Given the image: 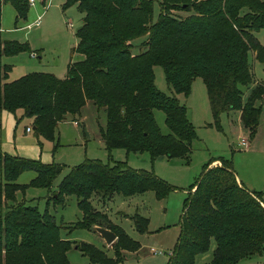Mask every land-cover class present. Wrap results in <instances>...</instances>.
Returning <instances> with one entry per match:
<instances>
[{"label": "trees", "instance_id": "obj_1", "mask_svg": "<svg viewBox=\"0 0 264 264\" xmlns=\"http://www.w3.org/2000/svg\"><path fill=\"white\" fill-rule=\"evenodd\" d=\"M5 3L15 10L16 28L30 7L28 0H0V109L22 110L45 139L53 140L59 122L81 119L91 103L105 112L106 128L100 132L108 150L146 151L152 159L187 161L196 133L177 97L156 88L155 65L163 68L167 84L178 94L187 96L193 80L200 77L215 124L222 113L238 110L249 137L255 136L264 108V84L254 82L249 54L264 66V36L262 41L257 37L264 29V0H159L155 21L153 0H66L64 6L75 4L82 13L71 51L81 58L68 63L64 78L31 72L13 80L12 66L3 63V56L30 49L26 43L2 38ZM141 37L145 39L133 53L134 40ZM155 109L163 111L168 133L157 125ZM215 160L221 165L210 167ZM61 169L0 150V264H71L66 253L73 246L95 264H123L122 251L137 250L140 244L96 209L92 197L104 201L114 194L128 197L153 191L161 199L173 189L154 172L122 162L87 160L70 169L47 203L63 204L66 196L74 195L82 217L70 227L112 231L116 239L110 256L92 243L62 238L53 214L18 200L17 194L28 187L50 189ZM24 171H34L35 176L18 183ZM131 218L137 231L147 230L146 217ZM212 240L211 259L199 264H238L264 255L262 193L245 187L232 165L220 158L207 162L189 187L167 264H196V256L206 252Z\"/></svg>", "mask_w": 264, "mask_h": 264}, {"label": "rangeland", "instance_id": "obj_2", "mask_svg": "<svg viewBox=\"0 0 264 264\" xmlns=\"http://www.w3.org/2000/svg\"><path fill=\"white\" fill-rule=\"evenodd\" d=\"M153 1V20L155 21L159 13V0ZM65 3L66 0H47L42 4L37 0L33 6L29 7L27 18L17 23L18 28L15 27L14 8L9 3L2 5V38L26 43L30 49V52L3 56V63L12 66L9 79H16L31 72L51 73L57 78H64L68 63L81 58L80 55L71 53L77 42L75 33L79 27L81 13L75 4L64 6ZM180 14L187 15L185 12ZM263 36L264 29L257 33L260 41L263 40ZM144 39L145 37H141L134 40L133 53L139 51L140 42ZM32 52H35V57L31 56ZM249 62L254 82L264 84V66L256 61L251 53ZM153 72L156 88L166 95L177 97L185 107L187 120L195 130L196 138L191 143L187 161L166 156L152 159L146 151L132 152L124 148L108 150L100 132V128H106L105 112L103 110L98 112L91 103L84 107L83 119H80L78 126L73 123L71 117L59 122L53 140L45 139L36 133L32 127L31 118L24 116L22 110L15 113L0 111L1 151L24 158L39 159L43 163H55L62 168L53 179L50 189L28 187L24 193L17 194L18 200H24L25 204L36 206L40 212L47 210L53 214L56 223L61 226L62 238L92 243L107 250L110 256L112 255L113 242L107 243L96 230L97 226L91 230L70 227L82 217L74 195L66 196L63 204H55L51 200L47 203L70 169L87 160L104 164L122 162L132 169L152 171L173 187L161 199L156 198L153 191L128 197L114 194L112 198L104 201L99 197H92L91 203L96 209L106 213L112 222L118 224L129 237L140 244L137 250L122 251L123 264L168 263L169 254L174 249L180 233L184 199L188 195L189 187L200 175L203 166L211 159L220 158L230 163L237 177L245 184L252 183L258 177L264 183V108L256 134L250 138L248 132L241 126L238 110L222 113L219 125L215 124L206 87L200 77L193 80L190 93L186 96L175 93L167 84L161 66L155 65ZM154 117L161 132L168 133L163 111L155 109ZM27 126L32 128L31 132H25ZM242 137L248 140L249 149L240 145ZM214 162L216 166L221 165L219 160L211 164ZM34 176V171H24L16 181L26 184ZM259 190L264 194L263 189ZM135 214L148 219L145 232L136 230L131 218ZM213 249L214 241L212 240L209 249L196 256L195 263L209 261ZM66 256L71 264H95L74 246L67 251ZM249 260H241L238 264H264V255Z\"/></svg>", "mask_w": 264, "mask_h": 264}, {"label": "crops", "instance_id": "obj_3", "mask_svg": "<svg viewBox=\"0 0 264 264\" xmlns=\"http://www.w3.org/2000/svg\"><path fill=\"white\" fill-rule=\"evenodd\" d=\"M81 13V12H80ZM81 16H82V13L80 14ZM81 19V18H80ZM32 24V23H31ZM79 26H80V23H79ZM76 44H77V42H76ZM32 53H34L35 54V52H32ZM75 54H77V53H75ZM77 55H79V54H77ZM39 58H40V56H38ZM5 64H7V63H5ZM11 80H13V79H11ZM89 104V103H88ZM87 105V104H86ZM85 105V106H86ZM0 111H3V109H0ZM240 113V112H239ZM81 119H83V114H82V116H81ZM31 123H32V119H31ZM73 123L75 124V125H77L78 126V124L80 123V119L78 120V121H73ZM78 123V124H77ZM240 123H241V121H240ZM241 126H242V128L244 129V127H243V125H242V123H241ZM33 127V126H32ZM245 130V129H244ZM25 132H26V129H25ZM31 132V131H30ZM242 138H244V137H242ZM241 140V139H240ZM246 149H249L250 148V145H249V143H248V140H247V144H246ZM11 155V154H10ZM18 156V155H17ZM212 166H216V164H215V162L213 163V164H211L210 165V167H212ZM236 177H237V175H236ZM237 179H238V181H240L245 187H247L249 190H256V191H260L261 193H262V204H263V206H264V199H263V192L261 191V190H259V189H263L264 190V183H262V181H261V179H259V177H258V179L257 180H255V181H252V183H248V184H245L241 179H239L238 177H237ZM18 197V196H17ZM100 237V236H99ZM260 256H262V255H256V256H253V257H251V258H256V257H260ZM251 258L249 257V258H246V259H250L251 260ZM244 260V259H243ZM249 260V261H250Z\"/></svg>", "mask_w": 264, "mask_h": 264}, {"label": "water", "instance_id": "obj_4", "mask_svg": "<svg viewBox=\"0 0 264 264\" xmlns=\"http://www.w3.org/2000/svg\"><path fill=\"white\" fill-rule=\"evenodd\" d=\"M96 230L101 234V236L107 241V243L111 244L115 241L116 235L106 228L96 227Z\"/></svg>", "mask_w": 264, "mask_h": 264}, {"label": "built area", "instance_id": "obj_5", "mask_svg": "<svg viewBox=\"0 0 264 264\" xmlns=\"http://www.w3.org/2000/svg\"><path fill=\"white\" fill-rule=\"evenodd\" d=\"M37 0H28V4L29 6H33L36 3ZM31 56L35 57L36 55L34 53H31ZM32 130V128L29 126L26 127V132H30ZM247 144V139L245 138H241L240 140V145L241 146H246ZM154 253H157L156 251H154Z\"/></svg>", "mask_w": 264, "mask_h": 264}]
</instances>
